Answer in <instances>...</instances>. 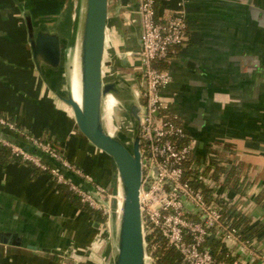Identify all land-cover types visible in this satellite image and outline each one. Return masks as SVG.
Instances as JSON below:
<instances>
[{
	"label": "crops",
	"instance_id": "1",
	"mask_svg": "<svg viewBox=\"0 0 264 264\" xmlns=\"http://www.w3.org/2000/svg\"><path fill=\"white\" fill-rule=\"evenodd\" d=\"M180 3L188 40L171 51L164 65L171 81L162 97L190 135L193 172L202 176L210 166L203 180L211 200L227 210L226 219L231 213L240 215L241 228L257 230L246 245L226 242L227 256L232 264H264V0H155L157 17L171 16ZM80 4L0 0V113L12 117L25 135L52 139L71 164L108 185L100 160L111 164L113 157L95 150L79 131L72 108L58 97L57 91L67 89L59 69L48 68L52 86L36 69L23 13L29 11L36 26L58 32L72 48ZM137 10V0H109L105 79L114 77L108 60L120 63L126 72L114 79L121 90L129 88L131 103L141 105ZM11 134L25 140L21 133ZM217 166L224 169L218 179L213 175ZM0 229L19 232L22 238L21 245L0 243V264H75L64 260L73 261L68 256L27 245L80 252L94 238L97 224L48 172L12 159L0 163ZM108 258L113 260L114 254Z\"/></svg>",
	"mask_w": 264,
	"mask_h": 264
},
{
	"label": "built area",
	"instance_id": "2",
	"mask_svg": "<svg viewBox=\"0 0 264 264\" xmlns=\"http://www.w3.org/2000/svg\"><path fill=\"white\" fill-rule=\"evenodd\" d=\"M137 13L141 23L142 60L139 72L140 136L142 154L141 206L144 225L148 232L159 230L169 246L178 250L187 264H226L217 261L206 239L217 230V237L225 242L246 245L238 229L227 221L225 213L208 201L203 191L196 189L185 178L187 170L193 167L192 141L185 126L170 109L162 97V89L171 81L166 69L156 66L168 60L175 47H184L188 40V22L182 3L171 16L157 17L155 0H137ZM0 129L23 134L20 126L9 116L0 113ZM25 138V137H24ZM21 156L62 183L81 197L82 202L96 209H104L103 201L111 197L108 185L95 184L89 175L69 163L66 157L50 142L26 136V141L50 154L56 160L74 171L91 188H86L70 179L59 168L50 166L39 157L26 152L19 146L0 139ZM190 162L189 167L186 163ZM154 169L157 176H154ZM94 183V185H93ZM95 191V192H94ZM192 203L199 212V220L189 217L183 199ZM110 202V201H109ZM106 212V211H105Z\"/></svg>",
	"mask_w": 264,
	"mask_h": 264
},
{
	"label": "water",
	"instance_id": "3",
	"mask_svg": "<svg viewBox=\"0 0 264 264\" xmlns=\"http://www.w3.org/2000/svg\"><path fill=\"white\" fill-rule=\"evenodd\" d=\"M79 9L78 37L72 48H68L67 40L58 32L50 30L45 25L36 26L32 14L22 9L33 61L40 75L47 79L48 68L60 69L66 52L70 48L73 56H75L76 52L79 53L78 81L81 90V103L73 95L74 84L70 75L66 83L67 89L56 93L62 101L72 108L76 124L84 138L98 153L103 155L108 153L113 157L111 164L102 159L100 160L101 169L107 178L111 194L114 196L113 212L117 240L113 264H148L149 256L141 206L143 167L140 141V104L138 102L132 103L130 107V115L136 125V136L133 148L130 149L119 135H111L106 130L104 123V98L112 90L123 91L119 88L118 81H106L104 77L109 0H81ZM138 20L141 42L139 15ZM119 78L125 81L121 76ZM0 139L21 147L43 161L46 160L52 163V166L59 168L70 179L85 187L81 182H78V179L82 180L80 176L32 141L21 139L3 129H0ZM154 176H157L156 169H154ZM120 191L123 198L121 211L118 216ZM183 200L188 211L191 212L194 209L198 212V209L192 203L185 198ZM0 243L21 245L22 238L19 232L0 229ZM27 247L68 256L76 261H84L86 259V255H79L76 251L65 253L64 251H57L48 247L35 245H27Z\"/></svg>",
	"mask_w": 264,
	"mask_h": 264
},
{
	"label": "trees",
	"instance_id": "4",
	"mask_svg": "<svg viewBox=\"0 0 264 264\" xmlns=\"http://www.w3.org/2000/svg\"><path fill=\"white\" fill-rule=\"evenodd\" d=\"M171 52L169 53V55ZM167 60L158 62L156 66L160 69H165L164 65ZM5 115V114H4ZM8 116V115H7ZM10 119L14 120L12 117L9 116ZM44 140V139H42ZM54 146L56 148L58 147L55 143ZM61 150V149H60ZM16 159L23 161L21 156L16 155L13 151L12 148L9 145H6L3 141L0 140V163L6 164L9 160ZM30 163V162H27ZM32 164V163H31ZM35 166L34 164H32ZM191 165L190 162L186 163V166L189 167ZM41 171H44L40 169L39 167L35 166ZM210 166H208L204 174L202 176H199V173L193 172V170L189 169L185 173V178H190V183L192 186L196 189H199L203 191L205 194V197L208 201L211 200V191L208 187L204 185V175L207 174L210 171ZM48 172V171H46ZM224 172V169L217 166L215 169H213V175L215 178L218 179L220 176V173ZM57 186L60 190L64 191L70 201L77 205V206H83L92 216V218L95 220L97 225H101L107 220V215L103 212L101 209H96L88 204L82 202L81 197L77 195L75 192L69 189V187L65 184L62 183H57ZM225 208V206H223ZM227 211V210H225ZM224 211V212H225ZM227 214V213H226ZM227 216V215H226ZM193 219V218H192ZM228 222L231 223L232 226L236 227L238 229L239 235L242 238V240L246 242H250L252 239V234L256 233V229H247V228H241L242 222L244 221V218L240 215H235L231 213L229 215V218L227 219ZM213 233L207 237L206 239V245L207 247L210 248L212 251L214 257L216 258L217 261H223L226 264H232L233 263V258L230 256H227V244L225 241H222L221 238L217 237L216 230H212ZM146 237V242H147V250L150 256L153 259V264H187L183 261V257L181 253L176 250L174 247L169 246L165 240V238L162 236L159 230L155 229L154 231L148 232ZM53 258L55 259H63L64 257L54 255Z\"/></svg>",
	"mask_w": 264,
	"mask_h": 264
},
{
	"label": "rangeland",
	"instance_id": "5",
	"mask_svg": "<svg viewBox=\"0 0 264 264\" xmlns=\"http://www.w3.org/2000/svg\"><path fill=\"white\" fill-rule=\"evenodd\" d=\"M68 54H70V55L67 56ZM71 54H72V49H70L69 51L66 52V55H65V58L63 61V65L59 69L60 74L62 73V79H64L63 83H65V86H66V83H67V80L69 77V59H70ZM108 61H109V63H108L109 67H107V68H109V70H110L109 73L114 76L109 81H115V79H114V78H116L115 75H118L119 73L120 74L125 73L126 71L123 69V67H121L120 63H118L117 65H114L112 60L109 59ZM48 79H49L51 86L55 85L53 75L50 74L48 76ZM64 88H66V87H64ZM119 88L123 89V87H119ZM126 89L129 90V88H127V87H126ZM128 90H126V91H128ZM126 91L124 90L121 92H126ZM135 129H136L135 122L130 115V117H127V119H125L123 121L119 130L116 133V136L119 135L120 138L122 139V141L126 145H128V147L130 149L133 148L134 138L136 136V130ZM23 135L25 138H26V136L31 137L28 134L25 135V133H23ZM39 139L42 140L44 138H39ZM43 141H45V142L50 141L54 145V142L52 139L45 138ZM57 149L61 152V154H63L62 150H60L61 148H57ZM69 163L71 164V162H69ZM74 166L76 167V169H80L83 174L89 175V177H91V179H93L95 184L102 183L101 181H99L100 182L99 183L94 175L90 174L89 172L84 171L82 168H80L76 165H74ZM93 185H94V183H93ZM100 185H102V184H100ZM110 193H111V190H110ZM109 201L110 200L107 197L103 201L105 206H104V209H102V210L107 215L106 222H104L100 226L97 225V232L94 235V238L90 241V243L88 245H84L83 248H81L80 252L78 251L79 255H82V256L86 255L85 260H87V261L91 260L94 264H113V260L109 259L108 257H109L110 252H112V255H113L116 251L117 235H116V231H115L114 212H113V210L111 211L109 208ZM189 217L193 218L194 220H199V212H197L196 210L193 209L191 212L189 211ZM144 231H145V236H146L148 233V229L145 225H144ZM148 256H149L148 257V264H153V259L149 253H148ZM64 260L68 261L70 263H75V264L76 263L79 264L81 262V261H76V260L72 261V260H68V259H64Z\"/></svg>",
	"mask_w": 264,
	"mask_h": 264
},
{
	"label": "bare ground",
	"instance_id": "6",
	"mask_svg": "<svg viewBox=\"0 0 264 264\" xmlns=\"http://www.w3.org/2000/svg\"><path fill=\"white\" fill-rule=\"evenodd\" d=\"M79 74V53L76 52L75 56L73 54L69 59V75L72 76L74 88L73 95L75 99L81 103V90L78 81ZM105 77V76H104ZM130 94L128 92H120L112 90L107 93L103 101V113H104V123L106 130L113 136H116L118 129L127 117H130V107L132 103L130 102ZM122 192H119L118 201V216L121 211L122 204ZM110 210L114 211V196L111 194L109 202Z\"/></svg>",
	"mask_w": 264,
	"mask_h": 264
}]
</instances>
